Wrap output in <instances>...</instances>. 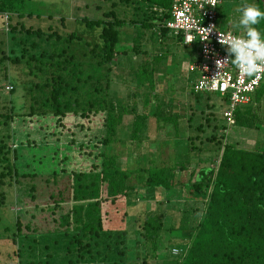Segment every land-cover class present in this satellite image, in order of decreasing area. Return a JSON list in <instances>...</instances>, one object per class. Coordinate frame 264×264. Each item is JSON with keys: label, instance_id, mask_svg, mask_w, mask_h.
<instances>
[{"label": "trees", "instance_id": "1", "mask_svg": "<svg viewBox=\"0 0 264 264\" xmlns=\"http://www.w3.org/2000/svg\"><path fill=\"white\" fill-rule=\"evenodd\" d=\"M106 1L108 3L104 8L100 3L95 5L97 8H103L99 17L78 18L90 29L93 26H100L97 32L98 41H84L88 45L87 51H83L77 45L70 46L68 51L63 46L58 49L56 45L49 51L40 50L35 55L25 54L23 51L9 55L2 50L0 54V61L7 59L14 63L21 62L26 65L27 72L33 73L34 76L39 74L40 77V73L44 74L42 80L35 81L27 87L29 95L27 110L15 112L9 100L7 111L0 112L2 122L9 126L10 121L11 123L15 121V115H21L27 125L37 122L39 128L43 127L44 131L46 128L50 133H55L56 137L68 132L70 136L68 149L75 144L76 131L82 132L83 136L86 135V140L78 141L76 144L77 150L82 153L81 156L87 159L86 164L82 167L69 168L65 165L58 166L59 171H65L70 175L72 179L70 187L72 191L75 189L71 191V199L75 204L70 210L75 214L74 210L80 207L76 202L83 204L82 215L75 214L73 217L78 225L74 229L71 228L72 242L77 244L78 251L82 250L87 254L95 248L94 253L97 255L90 254L89 258L117 264L118 260L123 259L125 250L117 246L123 245V235L127 233L126 218L131 215L126 202L128 196L133 191L150 187L163 191L166 202L172 196L201 201L198 216L194 223L188 224L186 228L184 224L176 228L164 225L163 220L168 214L170 203L165 208V216L162 211L154 208L143 210L141 216L139 210L133 212V221L140 217L135 228L139 227L143 236L141 242L144 246L147 243L152 255L155 254L157 247V234L166 227L170 230L183 229L180 234L185 236L178 253H175L176 256L169 259L173 264H264V139L256 140L251 146H243L236 141H221L219 136L211 133L206 138L216 144V158L204 165L190 161L188 156L171 158L173 162L171 164L164 162L133 167L123 166L125 162L120 164L123 151L117 150L115 143L119 141L122 143L119 134L123 115L131 114L129 131L131 138L136 140L141 139L139 135L145 127L146 115L137 112L134 106L126 107L113 101L109 94L111 61L115 59L117 53L128 50L145 52L138 42H131L129 46L117 50L116 44L121 37L119 29L124 25H134L135 41L146 32L147 38L154 36L159 42L163 38L168 41L172 37L177 43L189 46L194 51L189 62L198 57V50L195 43H183L180 35L168 32L163 25L171 0ZM23 2L24 0H0L2 22L4 25L8 24L12 31L15 30L16 24L11 25L9 22L11 13L23 14L21 12ZM119 3L129 7L130 16L124 14L123 10L121 11L123 15H120L116 9ZM58 18L59 21H64L62 15ZM18 29L45 35L54 43L61 38L66 42L72 40L77 42L81 37L74 30L60 33L51 25L42 29L19 24ZM160 55L162 56V52L154 54L152 59L155 61ZM153 68L154 66L150 65L137 69L135 80L138 84L145 82L150 87V84L154 83ZM188 71L196 74L195 70ZM9 85L10 87L6 89L12 91L14 84ZM262 85L264 83H259L255 89L256 101L263 92ZM233 116L234 123L246 127L254 125L248 117V110L236 108ZM255 117L253 115L254 119ZM42 122L46 125L43 126ZM213 126L216 127L215 124ZM195 127L200 128V123ZM220 128H224V125H220ZM7 136L10 137V133L7 132ZM194 138L196 135H186L189 142L186 149H199V146L193 143ZM135 139L129 140L133 142ZM6 140V136L0 137V184L7 183L14 175H35L34 171L18 172L14 163L15 150L8 146ZM19 140L22 142L21 138ZM68 149L63 150L59 161L68 157L66 153ZM54 154L52 153L50 157L53 158ZM36 161L40 163L38 158ZM51 173L55 174L56 171L52 169ZM142 193L139 194L141 197ZM125 237L128 240V236ZM106 239L109 240L102 242ZM137 241L135 236L133 242L136 244ZM165 260V257L162 258L163 262ZM145 261L144 256L142 264Z\"/></svg>", "mask_w": 264, "mask_h": 264}, {"label": "rangeland", "instance_id": "2", "mask_svg": "<svg viewBox=\"0 0 264 264\" xmlns=\"http://www.w3.org/2000/svg\"><path fill=\"white\" fill-rule=\"evenodd\" d=\"M96 3H100L104 8L108 2L106 0H24L21 10L23 14L11 13L10 16L9 22L11 25L16 24L15 30L12 31L8 28V24H3L0 14V54L2 51L9 55L23 51L25 54L35 55L40 50L49 51L56 45L58 49L61 46L65 47L66 51L73 45L87 51L88 45L84 41H98L97 32L100 26H93L90 29L78 18L99 17L103 8H97ZM246 3H255L264 10V0H219L216 7L218 26L245 35L243 28L234 29L233 22L238 21L241 15L237 9ZM116 9L119 13L123 10L127 16L131 15L129 7L124 4H117ZM60 15L63 16L64 21H59ZM19 24L42 29L51 25L60 33L74 30L81 37L77 42L74 40L66 42L61 38L54 43L45 35L19 30ZM256 27L264 33V20H261ZM135 29V26L130 24L121 27L119 29L121 37L116 48L120 50L126 45L129 46L131 42H138L145 52L119 51L111 61L110 97L126 107L134 106L137 112L146 115L145 127L139 135V138H144L143 140L131 138L129 126L132 116L123 115L119 134L122 143L120 141L115 143L116 149L123 151L121 165L124 162L123 166L131 167L164 162L171 164L173 163L171 158L183 156H188L190 161H197L198 165H204L216 158V144L206 138L211 133L219 136L221 141H236L243 146H251L256 140L264 139V85L260 94L261 99L257 103L252 101L247 105L248 117L254 125L246 127L238 123L227 124L221 116L224 107L223 98L217 92L194 91L191 88L188 79L191 72L187 70V64L194 53L191 47L177 43L172 37L168 41L163 38L160 42L154 36L147 38V32L135 41ZM161 52L162 56L154 61L152 56ZM4 60L0 61V112L7 111L10 101L15 112H25L29 103L27 87L35 81L42 80L44 74L40 73V77L39 74L34 76L33 73L27 72L24 63ZM150 65L154 66L152 70L154 83L150 84L151 88L145 82L138 84L135 80L137 69L140 66ZM9 83L14 84L12 91L5 88V84ZM261 83H264V79ZM253 115L256 116L255 119ZM15 117V121L12 123L10 121L9 126L2 122L0 117V137L6 136L8 146L14 148V163L18 172L36 173L33 176L14 175L7 180V183L0 184V264H95L96 261L97 264H108V261L104 262L102 259L89 258L90 254L97 255L96 252L94 253L95 248L87 254L82 250L78 251L77 244L72 242L71 228L74 229L78 225L73 217L75 214L82 215L83 204L77 201L76 204L80 207L76 208L73 214V210H70L75 204L71 199L72 179L67 172L59 171L58 167L59 165L68 168L82 167L86 164L87 159H84L81 151L76 148L78 141L87 139L86 135L83 136L82 132L76 131L75 144L68 149L70 144L68 132L56 137L55 133H50L46 128L45 131L43 127L39 128L37 122L27 125L21 115ZM198 123L200 128L196 129L195 125ZM42 125L46 124L42 122ZM220 125H224V128H220ZM7 132L10 133V137L7 136ZM187 134L196 135L193 143L199 146L198 150L186 149L189 143L188 139L186 140ZM19 138L22 142H19ZM129 139L135 140L130 142ZM90 140L93 141L94 138ZM64 149H68L66 151L68 157L59 161L58 158ZM52 153H55L53 158L50 157ZM35 158H38L40 163H36ZM52 169L56 171L55 174L51 173ZM140 192H143L142 197L139 195ZM164 197L163 191L150 187L130 193L126 202L131 215L126 218L125 223L128 240L126 235H123L122 244L124 245L125 241L126 245L117 246L125 249L123 259L118 260L117 264H142L144 256L146 259L144 264H173L172 260H169L176 256L172 248L179 250V246L185 241L184 234H180L183 229L170 230L166 227L161 229L157 234L155 254L152 255L147 243L144 246L141 242L143 236L139 227L135 228L140 217L133 221L132 214L139 210L141 216L143 210L154 208L162 211L165 216V208L170 203L168 214L163 220L164 225H172L176 228L184 224L186 228L188 224H193L198 216L201 201L172 196L166 202ZM16 220L18 221L15 222ZM135 236L138 240L136 244L133 242ZM107 240L109 239L102 242ZM164 257L166 260L163 262Z\"/></svg>", "mask_w": 264, "mask_h": 264}, {"label": "built area", "instance_id": "3", "mask_svg": "<svg viewBox=\"0 0 264 264\" xmlns=\"http://www.w3.org/2000/svg\"><path fill=\"white\" fill-rule=\"evenodd\" d=\"M218 1L171 0L163 25L168 32L180 35L183 43H195L198 57L187 65L188 70L196 71L191 87L194 91L217 92L223 97L225 105L221 110V116L227 124H233L234 109L238 105L251 101L253 92L264 79V71L256 76L248 77L243 75L235 65H226L222 73L218 75L220 69L217 68L216 61L228 56L227 46L219 42L220 34L224 38H230L232 35L242 36L218 26L215 7ZM3 15L6 17V13ZM209 26H215V30L210 32L207 38L205 28ZM8 87L10 85L5 84V88Z\"/></svg>", "mask_w": 264, "mask_h": 264}, {"label": "clouds", "instance_id": "4", "mask_svg": "<svg viewBox=\"0 0 264 264\" xmlns=\"http://www.w3.org/2000/svg\"><path fill=\"white\" fill-rule=\"evenodd\" d=\"M237 11L241 15L238 21L233 22V27L234 29L243 28L245 36L232 35L230 38H224L220 34L219 42L227 46L228 56L216 61L217 68L220 69L218 75L222 73L226 65H235L243 75L256 76L264 71V33L256 27L261 20H264V10L255 3H246ZM205 30L208 38L209 33L215 30V26H209ZM176 252L178 250L173 249V253Z\"/></svg>", "mask_w": 264, "mask_h": 264}, {"label": "crops", "instance_id": "5", "mask_svg": "<svg viewBox=\"0 0 264 264\" xmlns=\"http://www.w3.org/2000/svg\"><path fill=\"white\" fill-rule=\"evenodd\" d=\"M194 77H195V74L194 73H191L190 75H188V79L190 80V83H191V81L194 79ZM192 88V87H191ZM255 91L253 92V94H252V97H251V101L249 102V103H246V104H241V105H238L236 108H239L240 110H248L249 109V107L247 106V105H250V103L253 101V102H255V103H257L258 101H256V99H255ZM261 96V95H260ZM259 99H261V97H259ZM258 99V100H259ZM225 105V104H224ZM235 108V109H236Z\"/></svg>", "mask_w": 264, "mask_h": 264}]
</instances>
